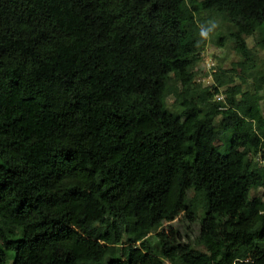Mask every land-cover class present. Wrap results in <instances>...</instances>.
Listing matches in <instances>:
<instances>
[{
    "label": "trees",
    "instance_id": "16d2710c",
    "mask_svg": "<svg viewBox=\"0 0 264 264\" xmlns=\"http://www.w3.org/2000/svg\"><path fill=\"white\" fill-rule=\"evenodd\" d=\"M261 158L264 0H0V264H264Z\"/></svg>",
    "mask_w": 264,
    "mask_h": 264
},
{
    "label": "rangeland",
    "instance_id": "374dc122",
    "mask_svg": "<svg viewBox=\"0 0 264 264\" xmlns=\"http://www.w3.org/2000/svg\"><path fill=\"white\" fill-rule=\"evenodd\" d=\"M248 42H249L250 46L253 47L254 46V37H249ZM258 54L260 57H263L262 51H259ZM203 55L204 56H203V59H202L201 64H200L201 65V72L198 75L199 78H204L207 76L206 71L204 69V67H205L204 61L206 58L213 59L215 61V63L222 64L226 68L232 67V63L238 60L237 55L234 53V51L232 49L219 47L215 44H212V42L208 43ZM232 71L236 76V83L242 84L243 85L242 87H244L245 90L247 88H251L252 80L250 81V79L252 76L250 75L249 71H247L246 69L241 68V67H234L232 69ZM204 80H205V84H208L211 81L210 77H206ZM246 80H248V81H246ZM221 96H222V99L225 100V98H226L225 93H222ZM172 101H173L172 99L169 100L170 103ZM215 146L217 148L222 147V141L220 139L216 140ZM255 194H258V195L261 194L262 195L263 190L260 189L259 191L255 192Z\"/></svg>",
    "mask_w": 264,
    "mask_h": 264
},
{
    "label": "clouds",
    "instance_id": "9594fccd",
    "mask_svg": "<svg viewBox=\"0 0 264 264\" xmlns=\"http://www.w3.org/2000/svg\"><path fill=\"white\" fill-rule=\"evenodd\" d=\"M208 24H209V27H205V26H203V25H200V32H199V35H200V37H201L202 39H207V38L209 37L210 33H211V32L215 29V27H216V24L213 23V22H211V21H209ZM210 42H211V40H210V38H209V39H208V43H210ZM208 43H207V45H208ZM212 44H213V42H212ZM205 60H206V59H205ZM211 60L213 61V65L210 67V70H208V68H207V66H206V63H205V61H204V63H205V67H204V69H205L206 74H207L206 77H210V79H211L210 83H208V84H211V83L213 82L212 71H214V67L217 65V63H215V61H214L213 59H211ZM206 77H204V78H199V77H198V80H199V81H203V82H205L204 79H205ZM208 84H205V85H208ZM222 93H223V92H220V93L216 94V99L219 100V101L222 100L223 102H225V101H226V98H225V100L222 99V96H221ZM260 161L264 164V159L261 158ZM261 190H262V189H261Z\"/></svg>",
    "mask_w": 264,
    "mask_h": 264
},
{
    "label": "built area",
    "instance_id": "2783aa9c",
    "mask_svg": "<svg viewBox=\"0 0 264 264\" xmlns=\"http://www.w3.org/2000/svg\"><path fill=\"white\" fill-rule=\"evenodd\" d=\"M205 63L208 70H210V67L213 65V61L210 58H206Z\"/></svg>",
    "mask_w": 264,
    "mask_h": 264
}]
</instances>
